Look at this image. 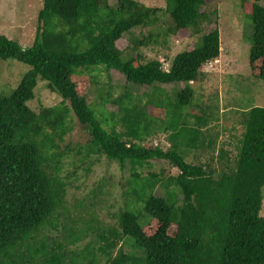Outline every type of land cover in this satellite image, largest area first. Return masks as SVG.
I'll use <instances>...</instances> for the list:
<instances>
[{
	"label": "trees",
	"instance_id": "16d2710c",
	"mask_svg": "<svg viewBox=\"0 0 264 264\" xmlns=\"http://www.w3.org/2000/svg\"><path fill=\"white\" fill-rule=\"evenodd\" d=\"M206 3L166 0L158 7L140 0H43L30 46L0 33V57L31 66L10 93L0 92V264H264V105L245 110L233 167L217 171L188 161L183 152L205 143L206 112L198 109L193 82L221 53L218 26L204 29L212 20ZM242 7L254 28L251 74L264 79V3L242 0ZM161 12L170 16L165 34H199L168 66L158 57L142 61L140 47L154 33L132 31L155 23ZM123 36L128 45L120 47ZM112 70L125 75L127 94L111 98L98 89L100 107L114 102L118 109L110 114L119 116L124 129L116 120L109 128L108 118L90 105L92 90L111 84ZM39 77L62 100L37 111L29 101ZM168 83L178 90L177 98ZM145 85L141 95L147 99L138 97L134 104L128 89ZM73 115L91 135L77 145V160L105 155L122 167L131 164L117 224L98 216L95 201L68 198L70 175L64 166L71 154L61 143ZM160 119L170 131L167 148L143 142ZM156 157L169 160L178 172L142 175L138 168ZM159 184L163 194L156 192Z\"/></svg>",
	"mask_w": 264,
	"mask_h": 264
},
{
	"label": "rangeland",
	"instance_id": "374dc122",
	"mask_svg": "<svg viewBox=\"0 0 264 264\" xmlns=\"http://www.w3.org/2000/svg\"><path fill=\"white\" fill-rule=\"evenodd\" d=\"M140 1L158 7L166 5V0ZM262 2L264 3V0ZM42 5L43 0H0V33L19 40L24 46H30L34 41L37 15ZM204 7L211 10L212 19L210 22L204 23V29L210 30L216 25L218 26L221 53L216 59L204 65L202 75L193 82L198 109L206 112L207 121L201 126L205 133V143L193 148H185L183 152L188 161L206 166L211 165L218 171L228 166H234L244 130L245 110L254 104L264 105V79L251 74L249 53L254 28L251 18L242 7V0H207ZM169 20V14L161 12L160 18L155 23L136 26L132 29L135 34L139 35L142 31L147 33L151 30L154 33L150 42L140 47L142 61L158 57L168 66L177 52L194 46L193 43L199 38V34L180 36L164 33L169 25ZM126 34L129 38V34ZM126 36L118 40L120 47L128 45ZM30 67L29 64L15 58L0 57V92L10 93ZM111 76V84L110 82L100 83L92 90L90 96L92 104L90 103V105L108 118L106 125L109 128L115 124L114 120H116V127L124 129L125 126L119 120V116L110 114V110L118 109L114 102H108L106 108L100 107L98 89H101L102 93L110 92L111 98L124 97L127 94L125 75L118 70H112ZM38 80L42 81H39L36 87L35 97L29 101L35 110H40L44 105L57 104L62 100V96L52 90L45 80L40 77ZM102 80H107L106 71H102ZM166 87L177 98L178 90L175 92L174 84L168 83ZM148 88L149 86L145 85L128 89L133 96L131 101L135 104L138 97L147 99V96L141 94L144 89ZM177 114L184 117L181 111ZM71 120L72 128L61 143V146L68 149L71 154L66 158L64 166L65 173L70 175L68 198L71 201L84 198L87 202L95 201L94 208L98 216L108 223L117 224L120 207L125 206L127 195L124 191L128 188V178L132 173L131 164L127 162L122 167L119 161L110 160L105 155L93 156L87 160H77L76 157L80 155L75 152L77 145L87 142L91 135L87 125L80 122L75 115ZM162 122L160 119L150 126L149 134L143 142L146 144L157 143L164 148L169 147L171 144V140L168 138L170 131L165 130L164 122ZM189 122L192 124L195 122V118L189 117ZM177 138L182 137L177 135ZM210 141H213L211 146H209ZM149 161L150 164L146 163L138 168L142 171V175L156 171L166 177L178 172L177 167L167 159L156 157ZM262 189L264 193V186ZM156 192L163 194L164 187L159 184ZM90 193L96 194V196L89 198ZM261 213L264 214V203Z\"/></svg>",
	"mask_w": 264,
	"mask_h": 264
}]
</instances>
